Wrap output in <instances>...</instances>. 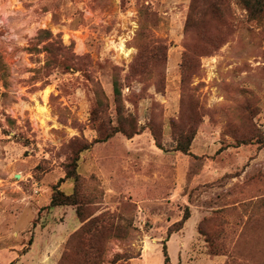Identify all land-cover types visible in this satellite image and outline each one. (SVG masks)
Listing matches in <instances>:
<instances>
[{"label": "rangeland", "instance_id": "1", "mask_svg": "<svg viewBox=\"0 0 264 264\" xmlns=\"http://www.w3.org/2000/svg\"><path fill=\"white\" fill-rule=\"evenodd\" d=\"M191 3L0 0V264H164V245L170 264H264V19L228 0L187 30ZM41 30L86 72L44 83L26 50ZM115 80L141 132L95 143L117 122ZM84 143L61 186L77 204L51 209Z\"/></svg>", "mask_w": 264, "mask_h": 264}, {"label": "trees", "instance_id": "2", "mask_svg": "<svg viewBox=\"0 0 264 264\" xmlns=\"http://www.w3.org/2000/svg\"><path fill=\"white\" fill-rule=\"evenodd\" d=\"M228 0H192L190 7V15L187 20L186 29L188 30L191 25H193L192 15L195 11L200 10L203 5V8L208 6H212L213 9H220L224 4H226ZM238 4H240L249 14L252 20L261 21L264 19V0H237ZM27 52L31 55L40 56L44 55V65L39 70L41 73V77L44 83H48L49 78L54 74H73L78 71H85L82 67V61L86 60V57H79L74 52L73 44L70 46H65L61 37L59 35L55 36L49 30H41L37 37H35L26 48ZM7 70L6 65L2 62L0 64V81L3 82L4 88L6 89V78H7ZM114 87V102L117 111V122L115 125L107 128L105 132H100V136L95 140V143L107 142L112 139L117 134H123L129 138L134 137L135 135L141 132L138 124L132 118V116L124 115L123 104H122V93L120 89L119 82L117 80L113 83ZM94 93H95V106L91 111V120L94 123H99L102 115H105V109L107 106L104 102V91L101 86L97 83L94 85ZM5 95V93H1L0 95ZM8 125L11 126L13 124V120L11 118L7 119ZM1 128V124H0ZM7 132V131H6ZM8 133V132H7ZM194 140V133L186 136L184 139L179 138L177 140V149L183 153H189L192 141ZM263 141V140H262ZM259 140L258 143L262 142ZM83 144L80 147L78 152V156L74 159L72 164H70V168L67 169L66 176L59 180V182L54 186V194L51 200L50 208L63 207L69 205H76L78 199V192L75 189L71 195H67L63 190H61V186L63 183L67 181H73L75 184L79 181L78 174V162L80 160L81 153L90 150L93 144ZM159 147L161 144L158 142ZM264 144V141L262 142ZM188 217H185L184 221H186ZM164 264H170V256L168 253L167 246L164 245ZM85 256L88 257V251H85ZM89 262V261H87Z\"/></svg>", "mask_w": 264, "mask_h": 264}, {"label": "bare ground", "instance_id": "3", "mask_svg": "<svg viewBox=\"0 0 264 264\" xmlns=\"http://www.w3.org/2000/svg\"><path fill=\"white\" fill-rule=\"evenodd\" d=\"M121 44H123V43H121ZM121 47H122L123 52L128 53V51H126L124 45H121ZM48 92H49L48 90L45 92V101H46V99H47V96H46V95L48 94ZM40 112L43 113L44 115L48 116V110H47L46 107L43 106V107L40 109Z\"/></svg>", "mask_w": 264, "mask_h": 264}, {"label": "water", "instance_id": "4", "mask_svg": "<svg viewBox=\"0 0 264 264\" xmlns=\"http://www.w3.org/2000/svg\"><path fill=\"white\" fill-rule=\"evenodd\" d=\"M17 178H19V176H17Z\"/></svg>", "mask_w": 264, "mask_h": 264}]
</instances>
